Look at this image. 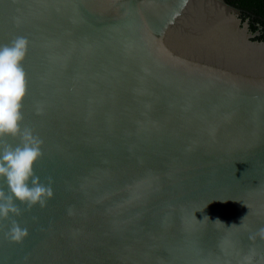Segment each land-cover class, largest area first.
Returning a JSON list of instances; mask_svg holds the SVG:
<instances>
[{
    "label": "water",
    "instance_id": "95a60500",
    "mask_svg": "<svg viewBox=\"0 0 264 264\" xmlns=\"http://www.w3.org/2000/svg\"><path fill=\"white\" fill-rule=\"evenodd\" d=\"M263 34L228 0H0L53 190L0 264H264Z\"/></svg>",
    "mask_w": 264,
    "mask_h": 264
},
{
    "label": "clouds",
    "instance_id": "9594fccd",
    "mask_svg": "<svg viewBox=\"0 0 264 264\" xmlns=\"http://www.w3.org/2000/svg\"><path fill=\"white\" fill-rule=\"evenodd\" d=\"M28 46L24 36L0 45V179L5 182L0 187V221L10 220L4 235L13 243H22L28 236V229L13 218L22 214L21 205L28 210L36 205L44 208L53 196L51 179L44 183L34 169L43 156V140L24 124L28 80L23 61ZM256 235L264 239V228ZM245 261L250 264L251 258Z\"/></svg>",
    "mask_w": 264,
    "mask_h": 264
},
{
    "label": "trees",
    "instance_id": "16d2710c",
    "mask_svg": "<svg viewBox=\"0 0 264 264\" xmlns=\"http://www.w3.org/2000/svg\"><path fill=\"white\" fill-rule=\"evenodd\" d=\"M232 4L239 6L246 11H250L255 15V20L258 24L264 26V0H228ZM252 28L255 30L258 28L256 24H252ZM264 38V34L260 36Z\"/></svg>",
    "mask_w": 264,
    "mask_h": 264
},
{
    "label": "flooded vegetation",
    "instance_id": "af4514ba",
    "mask_svg": "<svg viewBox=\"0 0 264 264\" xmlns=\"http://www.w3.org/2000/svg\"><path fill=\"white\" fill-rule=\"evenodd\" d=\"M239 7V6H238ZM243 18L246 19V18H249L250 19V23H251V27H252V24H256V26H258V23L254 20H255V15L254 14H251L250 11H246L243 9ZM253 29V28H252Z\"/></svg>",
    "mask_w": 264,
    "mask_h": 264
}]
</instances>
